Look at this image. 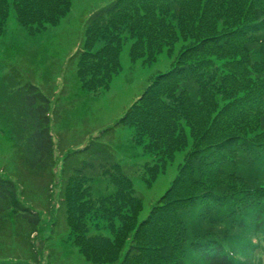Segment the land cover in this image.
<instances>
[{"label":"trees","instance_id":"16d2710c","mask_svg":"<svg viewBox=\"0 0 264 264\" xmlns=\"http://www.w3.org/2000/svg\"><path fill=\"white\" fill-rule=\"evenodd\" d=\"M72 2L14 0L13 8L19 25L37 34L61 22ZM9 12V0H0V38ZM82 36L74 57L83 88L91 92L109 90L129 40L131 60L148 62L164 46L173 49L180 39L190 43L113 127L95 137L117 126L133 128V139L158 159L145 168L152 183L176 153L187 150L185 160L140 219L142 198L105 143L92 140L67 153L55 177L51 101L32 81L21 84L19 78L14 88L6 74L4 82L12 83L8 88L18 99L20 117L11 132L23 171L15 181L0 174V222L36 237L50 210L31 196L45 202L56 180L52 214H64L92 262L255 264L249 256L264 238V0H114L90 14ZM100 177L109 192L101 191ZM90 200L101 206L99 214L89 210ZM97 219L106 220L110 236L89 234L88 221L91 227ZM31 249L22 258L0 256V264H37L34 243Z\"/></svg>","mask_w":264,"mask_h":264},{"label":"rangeland","instance_id":"374dc122","mask_svg":"<svg viewBox=\"0 0 264 264\" xmlns=\"http://www.w3.org/2000/svg\"><path fill=\"white\" fill-rule=\"evenodd\" d=\"M13 1L9 0V18L0 38V174L11 176L15 181V175L23 171L18 165L16 143L11 132V123L20 117L18 99L8 88L12 85L8 78L9 85L4 82V77L8 74L13 80L14 88L20 81L19 78L23 80L20 81L21 84L24 81H32L46 92L51 101L50 132L56 159L55 177H58L67 153L84 148L92 140L105 143L131 176L137 194L143 201L144 206L140 212V219H143L170 186L185 160L187 150L176 153L171 162H166L165 170L152 183L145 168L147 165L157 164L158 159L153 154L144 152V143H137L133 139V128L117 126L113 132L101 135L100 139L95 137L104 129L113 127L154 76L171 69L178 55L185 51L190 43L177 39L175 41H179L173 49L162 47L157 53V58L148 62L141 58L131 60L129 40L123 45L119 58L122 68L112 78L109 90L91 92L83 88L78 77L74 53L83 41L86 19L93 11L114 0H73L72 8L61 22L37 34H31L19 25ZM102 44L103 42L98 43L94 50L99 49ZM258 46L259 43H255L253 48ZM258 66L260 67V63ZM20 134L21 132H15L16 136ZM97 179L101 191L109 192L107 181L102 177ZM55 184L50 198L45 202L38 195L31 196L33 201L48 206L50 210L47 218L44 211L43 223L36 237L31 235L28 238L24 228L8 224L4 226V223L0 222V256H12L13 259H16L15 256L26 257V253L29 255L32 252L34 243L38 250L37 264H119L114 261L92 262L84 256L64 214H60L59 218L54 217L58 187L56 180ZM36 187L39 191L42 190V183L38 178ZM89 202L92 203L91 200ZM99 207L101 206L92 203L89 210L99 214ZM54 218L58 222L57 225L53 224ZM90 223L91 220L88 221L89 234L110 236L106 220L97 219L91 227ZM30 242H33L32 245ZM126 243L129 244V240ZM252 256L255 264H264V238L255 255L249 257Z\"/></svg>","mask_w":264,"mask_h":264}]
</instances>
